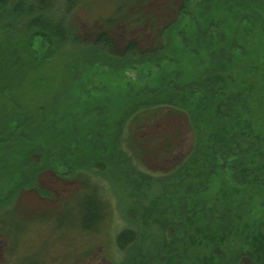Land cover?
I'll list each match as a JSON object with an SVG mask.
<instances>
[{"label":"rangeland","instance_id":"rangeland-1","mask_svg":"<svg viewBox=\"0 0 264 264\" xmlns=\"http://www.w3.org/2000/svg\"><path fill=\"white\" fill-rule=\"evenodd\" d=\"M125 1L84 0L81 5L91 8L84 7L74 12L70 26L82 42L95 43L99 34L94 29H102L99 26L100 19L106 20ZM143 1L146 4L142 10L147 17L152 16L154 19H148L142 27L120 23L108 29L106 32L112 48L109 54L118 59H109L104 65L97 64V60H101L104 55L98 47L58 43L55 48L41 38L35 39L30 51L21 50L17 53L19 47L13 48L9 61L0 58L5 84L11 85L14 77L21 78L22 87L12 93L18 109L24 113L32 107L39 110L35 115L18 116L19 119L15 121H12L7 111L0 112V132H43V135L44 132H59L53 140L45 135L42 138L38 136L39 139L33 138L36 135L29 133L31 142H26L27 146H21L22 149L16 153L9 149L4 156L0 153V207L12 200L18 187L32 189L31 186L36 183L47 196L37 190L23 192L18 205L21 217H52L62 212L64 204L73 202L82 192L79 183L61 178L53 172H42L51 162L48 157L55 154L59 155L52 161L55 164L63 160L68 165L77 163L90 166L97 158L104 161L112 159L118 164L123 157L134 166L125 151L123 118L142 104L165 100L173 107L181 108L183 102L189 103L190 100L188 114L203 132V147H206L204 145L210 139L206 132L220 134L225 132V127L214 130L213 124L220 119L216 108L212 103L209 106L201 103L204 94L193 97L192 90L194 83L204 82L214 69L218 72L216 79L223 77L225 80L228 96L237 98L238 103L232 108V114L245 121L244 124L249 122L254 127V132H247L246 135L256 148L264 144V0H194L185 15L182 13L187 8L184 0ZM3 28L8 29L9 25L2 24L0 29ZM8 39L10 36L6 37V42H2L0 38L4 49L6 44L10 45ZM165 43L166 49L161 54L165 56V62L159 66L149 63L133 68L123 60L122 56L132 45L140 52L147 53L164 49ZM212 53H216V60L224 61L222 64L216 62L215 68V63L209 60ZM26 61H29L28 73L24 74L20 66L13 69V65ZM216 79L213 84H216ZM35 80L40 86H35ZM6 89L10 91V88ZM213 93H216V89ZM152 114L153 119L137 130L131 127L135 133L134 140L143 151L137 155L135 165L148 174L163 175L182 164L189 156L194 137L182 113L162 109ZM232 136L234 134L229 132L226 139L229 141ZM219 140L223 141L221 138L216 142ZM33 151L42 152L45 156L43 160L39 155L40 160L30 157ZM208 153H213L212 147H208ZM263 153L257 157L252 151L250 154L256 156L254 159L247 156L241 167L247 179L250 178L248 172L256 173L264 182ZM234 159L231 156L224 160L218 159L217 165L216 161L207 162L210 194L222 197L223 193L226 196L234 193L232 174L229 171H223L226 173L224 176L219 173L221 166L232 164ZM249 160L253 163L249 162L248 165ZM34 162L40 163L42 167ZM110 173L106 176L110 186L108 189L116 201L112 217L101 225L99 233L77 231V224L69 226L68 223L59 229V224L44 226L27 222L19 233V239L21 234L23 236L21 244L26 245L25 250L22 249L18 254L23 259L17 260V255L11 252L8 239L0 234V264H24L28 261L39 264H128L131 252L119 251L115 237L126 225L120 200H129L128 196L133 194L126 195L124 191V174ZM111 176L115 178L114 181H110ZM33 181L37 182L34 184ZM251 188V185H247L245 191ZM246 194L253 198H247L245 202L251 201L253 205L264 198V193L259 192V189ZM232 198L240 199L234 195ZM149 210H141L142 227L146 219L147 226L156 224V214L148 215ZM4 211L2 209L1 212L6 222L12 220L10 213ZM261 215L263 217L264 212ZM1 221L0 230L9 233ZM157 236H162L159 228L155 229L148 241L153 242ZM261 242H264V237ZM139 245L141 248L142 244ZM131 259L138 263V258L136 260L131 256ZM174 263L180 264V260ZM244 264L249 262L245 261Z\"/></svg>","mask_w":264,"mask_h":264},{"label":"trees","instance_id":"trees-1","mask_svg":"<svg viewBox=\"0 0 264 264\" xmlns=\"http://www.w3.org/2000/svg\"><path fill=\"white\" fill-rule=\"evenodd\" d=\"M82 1L84 0H66L65 2L64 0H0V28L2 24L9 25L8 29H0V38L2 37V42H6V37L10 36L7 42L10 45L6 44L5 49L0 41V58H6L5 61H9L12 58L13 48L19 47L17 53L21 50L30 51L35 39L41 38L46 44L55 46V48L58 43V45L79 44L91 48L98 47L97 49H100L104 55L96 63L104 65L109 59L117 58L109 54L112 48L106 32L108 29L120 23L142 27L147 24L148 19L153 18L152 16L147 17L145 11L142 10L146 1L126 0L119 8L116 7L117 9L106 20L101 21L100 19L99 26L102 29H94L99 34L97 41L84 43L70 26L74 12L84 7L91 8L81 5ZM193 1L184 0V3H187L186 10L182 11L184 15ZM173 27L175 26H171ZM215 29L218 32L217 27ZM165 49L166 43L162 50L142 53L135 45H132L122 57L133 68L149 63L159 66L165 62L163 59L165 56L161 55ZM209 60L215 63L214 68L216 62L217 64L224 62L223 59L216 60V53H212ZM21 64L13 65V69L16 70L20 66L24 74L28 73L29 61ZM217 73L214 69L213 76L209 74L204 82L194 83L192 90L193 97L203 93L201 103L206 106L212 103L216 108L220 119L213 124L214 130L225 127V132L220 134L219 132H206L207 138H210L207 145H204L206 147H203V132L188 114L187 105L190 104V100H188L189 103L183 102L181 108L173 107L167 101L162 100L158 103L150 102L147 105H139L129 116L123 118L126 131L125 151L129 154L128 158L134 162V166L123 157L119 161L120 164L112 159L104 161L97 158L90 163V166H87L77 163L68 165L63 160L55 164L56 162L52 161L59 155L47 156L51 162L47 163L42 172H53L61 178L73 180L79 183L82 192L73 202L64 204L59 214L52 217L31 215L32 217L27 219L21 217L18 211L22 193L37 190L44 196L47 195L36 183L37 181H33L36 184L31 186L32 189H25V186L16 189L12 200L0 207L1 223L9 232L5 233L0 230V234L8 239L11 252L17 255V260L23 259V257H18V254L22 249L25 250L26 245L21 244L23 236L21 234L20 240L19 233L23 228L22 225L27 222L41 223L44 226L59 224V229L64 228V225L68 223L69 226L77 224L75 225L77 231L99 233L101 225L112 217L116 201L115 196L110 195L108 189L110 186L106 179L109 176L108 173L111 172L110 174L115 173V175L124 174L125 177L122 179L125 186L124 191L126 195L133 194L128 196L131 200L125 201L124 198L120 200L125 212L126 225L117 232L115 237L119 251L131 252L128 264H136L131 256L136 260L138 258L137 264H175L174 262L178 259L180 264H244L245 261L249 264H264V242H261L264 237V216L261 215V212H264V198H260L256 205L251 204V201L245 202L247 198H253L252 195L248 196L246 193L257 189L264 193V182L256 173L248 172L250 178L247 179L248 176L241 169L247 156L253 159L256 156H262L264 144L256 148L255 143L251 142L250 137L246 135L247 132H254V127L249 122L244 124L245 121L232 114V108L238 103L237 98L228 96L229 90L225 85V80L223 77L220 80L216 79ZM132 78L135 79V77ZM215 79L216 84H213ZM21 82V78L14 77L11 85L5 84L4 74L0 70V112L5 110L10 113L12 121L19 119L18 116L35 115L39 111L34 110V107L29 108L27 113L18 109L12 93L22 87ZM34 82L35 86H40L36 80ZM6 88H10V91ZM215 89L216 93H213ZM12 109L15 111H10ZM162 109H170L172 112H179L186 116L193 133L194 143L189 156L182 164L166 174L153 175L141 171L138 165H135L137 155L143 151L138 148V143L134 140L135 133L131 131V127L137 130L139 126L153 119L152 113ZM229 132H232L234 136L228 141L226 135ZM29 133L36 135L33 138L39 139L45 135L49 140H53L59 132H44V135L43 132H0V153L4 156L8 149L16 153L17 150L22 149L21 146H27L26 142H31ZM221 138L225 141L224 144L220 140L216 142ZM225 145H228V148ZM208 147H212L213 153H208ZM252 151H255L256 156L250 154ZM37 155L40 156L41 161L45 157L42 152L37 153L36 151H33L30 157L34 156L39 159ZM228 156L235 158L234 162L224 167L221 166L219 173L224 176L226 173L223 171H229L232 174L231 183L234 189L232 195L239 196L240 199L237 200L232 198V195L226 196L224 193L222 197L210 194L211 184L209 182L208 185L207 181L210 175L206 168L207 162L216 161L217 165L218 159L224 160ZM36 162L34 163L38 166L40 163ZM194 162H196L195 165H193ZM249 162L253 163L249 160L248 165ZM110 178V181L115 180L113 176ZM247 185H251L252 188L245 191ZM127 201L129 204H126ZM147 208L150 209L148 215L156 214V224L147 226L148 219H146L142 227L140 226L141 210L144 211ZM2 209L6 210L4 213H10L13 221L6 222L1 212ZM240 209L244 211H237ZM25 215L29 216V214ZM161 225L167 227L163 228ZM156 228H159L162 236H157L153 242H149ZM139 243L142 244L141 248ZM24 264L39 263L28 261Z\"/></svg>","mask_w":264,"mask_h":264}]
</instances>
